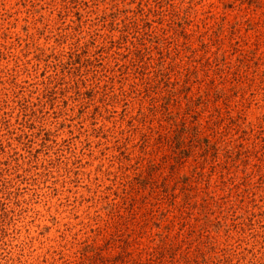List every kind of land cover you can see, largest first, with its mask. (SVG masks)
I'll use <instances>...</instances> for the list:
<instances>
[{
	"label": "rangeland",
	"instance_id": "rangeland-1",
	"mask_svg": "<svg viewBox=\"0 0 264 264\" xmlns=\"http://www.w3.org/2000/svg\"><path fill=\"white\" fill-rule=\"evenodd\" d=\"M0 264H264V0H0Z\"/></svg>",
	"mask_w": 264,
	"mask_h": 264
}]
</instances>
